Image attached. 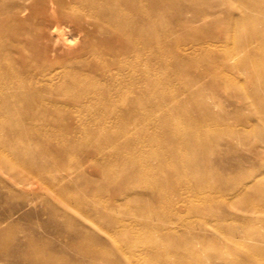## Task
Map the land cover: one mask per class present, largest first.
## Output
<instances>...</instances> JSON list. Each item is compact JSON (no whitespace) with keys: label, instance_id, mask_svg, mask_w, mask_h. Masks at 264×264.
Listing matches in <instances>:
<instances>
[{"label":"rangeland","instance_id":"rangeland-1","mask_svg":"<svg viewBox=\"0 0 264 264\" xmlns=\"http://www.w3.org/2000/svg\"><path fill=\"white\" fill-rule=\"evenodd\" d=\"M27 2L39 5L38 0ZM22 3L0 0V45L5 44L3 53L11 57L13 70L28 81L24 95L12 97L19 110L0 111V155L38 177L29 186L15 187L16 239L57 257L66 255L62 246L90 236L142 243L152 239L158 242L157 255L168 253L173 264L264 261L263 254L246 255L251 234L264 230V126L253 117L254 106L233 94L229 84L250 87L253 82L243 72L224 68L222 55L192 48V41L179 45L200 29L184 21L185 28L176 24L178 12L194 13L184 0L166 2L158 10V22L173 27L172 36L158 32V41L168 45L156 64L161 101L153 111L135 116L127 130L122 107L111 112L75 108L73 97L60 93L55 97L61 108L45 112L40 107L37 96L45 99L50 93L42 92V76L30 81L28 69L42 70V56L30 46L42 12L17 13ZM15 16L26 21L24 26H12ZM217 19L230 23L225 14ZM215 44L231 47L225 39ZM233 55L231 62L240 64L246 52L236 49ZM216 72L226 81L216 78ZM28 98L33 110L26 109ZM16 116L22 121L16 123ZM8 122L9 129L4 127ZM170 124L177 126L178 138L168 135ZM8 130L21 136L14 140ZM26 151L30 154L22 156ZM126 176L132 184L120 188ZM82 214L105 232L91 229ZM141 215L150 217L147 223Z\"/></svg>","mask_w":264,"mask_h":264},{"label":"bare ground","instance_id":"bare-ground-1","mask_svg":"<svg viewBox=\"0 0 264 264\" xmlns=\"http://www.w3.org/2000/svg\"><path fill=\"white\" fill-rule=\"evenodd\" d=\"M166 2L173 4L178 0H38L37 7L23 0L17 13L35 10L36 15L42 12L30 42L34 51L42 56V70L28 69L30 81L42 76V92L50 93L45 99L37 96L40 107L45 112L61 108L62 104L55 97L59 93L72 96L74 101L71 105L75 108L90 110L101 107L111 112L122 107L126 109L121 118L124 130L138 114L153 111L161 101L156 64L159 55L164 56L168 48L166 42L158 41V32L161 29L160 32L167 37L173 33V27L158 22V10ZM184 2L194 13L187 15L184 11L178 12L176 24L183 28L187 25L182 21L194 24L204 33L196 30L197 34L186 36L179 41V45L192 41V48L199 47L222 55L224 68L251 77L253 84L250 87L230 81L232 91L229 92L239 94L242 100L251 103L254 106L253 117L260 119L264 126V0ZM219 14L229 17L228 26L217 22ZM25 23L15 16L12 26L20 28ZM237 30H241V33L235 34ZM232 32L234 34L231 35ZM224 39L227 44L231 43L230 49L215 44ZM38 41L40 48L36 46ZM71 41L75 42L72 44ZM4 45H0V111L19 110L18 102H12V97H22L28 81L13 70L11 57L3 53ZM236 49L246 52L240 64L231 62V59H235L233 52ZM24 51L19 50L25 57ZM215 76L225 80L220 72H216ZM26 101V109L33 110L31 99ZM200 103L204 107L210 106L206 100H200ZM214 105H217L215 101ZM18 120L22 121L16 116V123ZM11 121L14 122L13 118ZM4 127L9 129V122ZM171 127L170 124L166 130L168 135L178 138L177 126ZM8 135L16 140L21 133L8 130ZM20 153L22 156L30 154L29 151ZM129 164L132 165L131 161ZM36 178L31 170L20 168L7 156L0 155V264H173L168 253L157 255L158 242L152 239H144L145 243H142L89 236L67 247L60 245L63 247L61 252L66 254L60 257L53 255V252L43 255L36 247H25L22 241L16 239L12 200L17 185L29 186ZM132 181L126 176L120 179L119 186L127 187ZM250 185L241 184L243 187ZM141 216L146 223L150 219L146 215ZM82 217L94 231L105 232L90 215L82 214ZM250 240L246 255L249 258L264 255V230L254 231ZM226 247L229 248L228 245ZM259 264H264V261L260 260Z\"/></svg>","mask_w":264,"mask_h":264}]
</instances>
